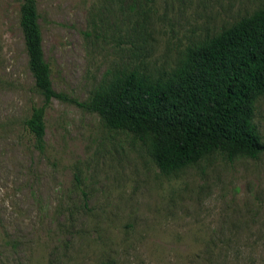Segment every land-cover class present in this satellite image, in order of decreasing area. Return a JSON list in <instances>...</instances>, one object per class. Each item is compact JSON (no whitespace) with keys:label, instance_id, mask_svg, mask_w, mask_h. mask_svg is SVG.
<instances>
[{"label":"rangeland","instance_id":"rangeland-1","mask_svg":"<svg viewBox=\"0 0 264 264\" xmlns=\"http://www.w3.org/2000/svg\"><path fill=\"white\" fill-rule=\"evenodd\" d=\"M264 0H37L56 92L80 101L133 69L181 76L193 52ZM20 25L0 0V264H264V151L219 148L171 174L154 140L55 98L46 148L24 120L41 103ZM250 126L264 142V93Z\"/></svg>","mask_w":264,"mask_h":264},{"label":"trees","instance_id":"trees-1","mask_svg":"<svg viewBox=\"0 0 264 264\" xmlns=\"http://www.w3.org/2000/svg\"><path fill=\"white\" fill-rule=\"evenodd\" d=\"M20 25L35 90L42 96L24 120L38 150L46 148L47 110L60 98L97 112L109 128L155 139L153 158L166 174L223 147L231 160L237 155L255 158L264 151V142L250 126L254 101L264 93V6L206 40L181 76L133 69L120 87L96 89L87 101L54 89L37 0H20Z\"/></svg>","mask_w":264,"mask_h":264}]
</instances>
